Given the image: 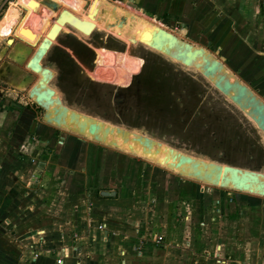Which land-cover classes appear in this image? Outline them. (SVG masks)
I'll return each instance as SVG.
<instances>
[{
  "label": "crops",
  "instance_id": "1",
  "mask_svg": "<svg viewBox=\"0 0 264 264\" xmlns=\"http://www.w3.org/2000/svg\"><path fill=\"white\" fill-rule=\"evenodd\" d=\"M53 1L0 0V264H264V172L72 109L48 60L109 37L147 47L198 72L264 140V94L238 74L264 47V0H103L92 16L93 0ZM28 13L33 40L17 31ZM237 47L248 51L235 62ZM94 66L89 78L103 82L107 60ZM119 140L145 154L166 147L164 164Z\"/></svg>",
  "mask_w": 264,
  "mask_h": 264
},
{
  "label": "rangeland",
  "instance_id": "2",
  "mask_svg": "<svg viewBox=\"0 0 264 264\" xmlns=\"http://www.w3.org/2000/svg\"><path fill=\"white\" fill-rule=\"evenodd\" d=\"M107 41L109 47H55L49 54L65 105L180 153L264 172L263 138L198 72L147 47ZM255 48L251 64L238 74L254 78L251 89L264 94V47ZM247 51L237 47L227 55L237 62ZM102 59L109 68L103 82L94 81L88 72Z\"/></svg>",
  "mask_w": 264,
  "mask_h": 264
},
{
  "label": "bare ground",
  "instance_id": "3",
  "mask_svg": "<svg viewBox=\"0 0 264 264\" xmlns=\"http://www.w3.org/2000/svg\"><path fill=\"white\" fill-rule=\"evenodd\" d=\"M47 1H49V0H47ZM102 4L104 5V1H103V0H93L92 3L90 4L89 8H88V13H89V15L92 16V15L96 14V13L100 10ZM52 5H55L53 0H51V6H52ZM106 5H107V4L105 3V6H106ZM107 7H108L109 10H111V6L107 5ZM29 17H30V14L28 13V14L25 16V18H23V20L21 21V23L19 24L17 31H19V33H21L24 37L28 38L29 40H33V38L28 37L29 35H27V34L22 30V28H23L25 25H28L27 23H30V22H31V18H29ZM147 23H148V22H147ZM148 24H149V23H148ZM148 24H147V26H148ZM147 26H144L142 30H147V31H149V30H148L149 28H147ZM150 27H151V26H150ZM154 27H156V26H154ZM157 27H158V26H157ZM161 28H162V27H161ZM135 34H136V36H137V38H138L139 35L141 34V31H140V32L135 31ZM112 134H113L114 136H116L115 131H112ZM117 140H118V139H117ZM117 143H118V144L121 143V140L117 141ZM121 145H122V146H121L122 148H125V149H127V150H132V152H134V153H135V151H136L138 154H140V155H144V156H146V157H148V158H151L152 160H155V161H157V162H160L161 164H162V163L164 164L165 161H163V160L166 159V157L164 156V154H167V153H168V149H167L166 147H164V146H161L160 149H159V152H157V153H151V151H150L149 154H145V153H142L137 147H134V146H133L132 144H130V143H125V144H122V143H121ZM221 175L223 176V171L221 172ZM220 178H221V177H220ZM218 184H221L220 179H219V181H218Z\"/></svg>",
  "mask_w": 264,
  "mask_h": 264
},
{
  "label": "water",
  "instance_id": "4",
  "mask_svg": "<svg viewBox=\"0 0 264 264\" xmlns=\"http://www.w3.org/2000/svg\"><path fill=\"white\" fill-rule=\"evenodd\" d=\"M244 89L242 87H238V91L239 92H242ZM2 95V90L0 89V96ZM114 144V143H113ZM101 196L102 197H107V198H110V197H114L115 196V193L113 191H102L101 192Z\"/></svg>",
  "mask_w": 264,
  "mask_h": 264
},
{
  "label": "built area",
  "instance_id": "5",
  "mask_svg": "<svg viewBox=\"0 0 264 264\" xmlns=\"http://www.w3.org/2000/svg\"><path fill=\"white\" fill-rule=\"evenodd\" d=\"M100 229H101V227H100ZM160 242H161V238L158 237V238L156 239V243H160ZM58 263L61 264V261H58Z\"/></svg>",
  "mask_w": 264,
  "mask_h": 264
},
{
  "label": "flooded vegetation",
  "instance_id": "6",
  "mask_svg": "<svg viewBox=\"0 0 264 264\" xmlns=\"http://www.w3.org/2000/svg\"><path fill=\"white\" fill-rule=\"evenodd\" d=\"M25 18V17H24Z\"/></svg>",
  "mask_w": 264,
  "mask_h": 264
}]
</instances>
